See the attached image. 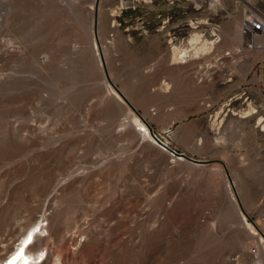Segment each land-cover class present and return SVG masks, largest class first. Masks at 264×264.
Returning <instances> with one entry per match:
<instances>
[{
  "label": "rangeland",
  "instance_id": "1",
  "mask_svg": "<svg viewBox=\"0 0 264 264\" xmlns=\"http://www.w3.org/2000/svg\"><path fill=\"white\" fill-rule=\"evenodd\" d=\"M248 1L0 0V257L34 227L43 264H264ZM194 35L219 40L174 64Z\"/></svg>",
  "mask_w": 264,
  "mask_h": 264
},
{
  "label": "bare ground",
  "instance_id": "2",
  "mask_svg": "<svg viewBox=\"0 0 264 264\" xmlns=\"http://www.w3.org/2000/svg\"><path fill=\"white\" fill-rule=\"evenodd\" d=\"M239 1H244L245 3L249 4L248 6H251L248 0H239ZM149 2H152V0H149ZM127 5H131V3H127ZM244 37L249 40V43L245 44L247 48L259 49L261 47H264V44H263L264 41L262 37L254 38L252 36H243V39H245ZM215 41L216 40H214L213 42H209V43L206 42V44L204 43V45L201 48L196 49L197 47L196 48L194 47L201 44L202 38L200 35H194L192 39L188 42V45L190 46L191 49H181L180 50V49H177L176 47L174 48V55H173L174 64L186 63L188 62V60L196 59L203 52L204 54H206L207 51L209 50L208 47L210 45H215ZM255 114H256V111H254L252 116ZM263 123H264L263 117H260L258 120V125L261 126ZM148 135L150 136L149 133ZM30 230H29L30 234H28L29 232H26L24 234L23 238L19 241V245L17 248H12L7 253H5L2 257H0L1 264H38V263L43 264L45 262L46 260L45 255L39 251L38 247L35 249H33L32 246L27 249L25 248L26 245H28L32 239L33 241L36 240V236L34 235L35 228L33 227V229L31 231Z\"/></svg>",
  "mask_w": 264,
  "mask_h": 264
},
{
  "label": "crops",
  "instance_id": "3",
  "mask_svg": "<svg viewBox=\"0 0 264 264\" xmlns=\"http://www.w3.org/2000/svg\"><path fill=\"white\" fill-rule=\"evenodd\" d=\"M240 46H242V44ZM261 81L264 83V76ZM260 91L261 93H263L264 87L260 88ZM254 129L256 132V135L254 138V142L256 144V150L253 156L254 163H250L249 165V167H251L250 169H253V170L249 171V173L245 175L246 180L235 181L236 197H264V134L258 131L257 127L255 126H254ZM240 169L243 174V171L247 170L248 168L246 169V166H241ZM241 176L242 175H240V177ZM246 214L255 218L254 221L258 222L264 228V209L263 211L257 210L254 213L250 212ZM253 236H257V235H253ZM259 236L264 239V231H262V235H259ZM257 239L259 240V238ZM258 244L260 248H263L264 246L263 243L261 244L260 241H258Z\"/></svg>",
  "mask_w": 264,
  "mask_h": 264
},
{
  "label": "built area",
  "instance_id": "4",
  "mask_svg": "<svg viewBox=\"0 0 264 264\" xmlns=\"http://www.w3.org/2000/svg\"><path fill=\"white\" fill-rule=\"evenodd\" d=\"M167 1L170 3V5H174L175 2L178 0H167ZM223 1L224 0H187V2L198 7L196 10H201L208 6L210 7V11L215 13L216 15L221 10H223L221 6ZM213 5H215V7ZM240 25H241V33L243 36H252L254 38L262 37L264 35V14L258 10H256L255 14L249 13L248 17H245L243 21L240 22ZM215 40L217 41L219 39H215ZM263 105H264V98H263ZM263 122H264V117H263ZM260 131L264 133V123L260 126Z\"/></svg>",
  "mask_w": 264,
  "mask_h": 264
},
{
  "label": "water",
  "instance_id": "5",
  "mask_svg": "<svg viewBox=\"0 0 264 264\" xmlns=\"http://www.w3.org/2000/svg\"><path fill=\"white\" fill-rule=\"evenodd\" d=\"M98 23V16H97V10L95 12V26L97 25ZM96 30V28H95ZM132 109H134L136 111V109L131 105ZM151 134L153 135V137L156 139L157 141V144L159 145V147L163 150H165L166 152H168L169 154L171 155H177V156H182V157H185L187 160H189L190 162H193V163H197V164H203L204 162L202 161H199V160H196L192 157H188L186 155H183V154H180V153H177L176 151H174L172 148L168 147L166 144H164L161 140H159L154 133L151 132Z\"/></svg>",
  "mask_w": 264,
  "mask_h": 264
}]
</instances>
